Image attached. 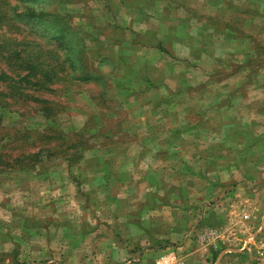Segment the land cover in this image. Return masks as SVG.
Listing matches in <instances>:
<instances>
[{"label":"rangeland","instance_id":"1","mask_svg":"<svg viewBox=\"0 0 264 264\" xmlns=\"http://www.w3.org/2000/svg\"><path fill=\"white\" fill-rule=\"evenodd\" d=\"M8 38L56 78L0 87V264H264V0H0Z\"/></svg>","mask_w":264,"mask_h":264},{"label":"trees","instance_id":"2","mask_svg":"<svg viewBox=\"0 0 264 264\" xmlns=\"http://www.w3.org/2000/svg\"><path fill=\"white\" fill-rule=\"evenodd\" d=\"M51 39L54 41L55 47L51 50L50 53H52V52L57 53L58 48H59L58 45H61L62 47L69 49L68 44L65 43L64 41L62 42L61 36L52 34ZM24 43L25 42L20 41V40H16L15 38H12V39L8 38L6 40L0 41V52H5L4 49H8V44H11L14 47L13 49H15L14 51H12V56L18 58L20 56L19 54L22 52V49H20L19 47H23ZM35 63H37L36 66L32 67V69H34L33 75H30V73H29L28 75L20 77L19 80H16L14 77L10 76L11 72L10 73L7 72L11 68L10 65H8V67L5 70L0 71V87L4 90L7 88H11V87L13 89L14 88L23 89V88H25L26 84H30V85L36 87L37 89H39V88H41L42 85H45V84L41 83V81H43V79L45 80V82L49 83L52 80H54L51 78V75H53L54 78H56V75L54 73L55 67H51L49 70H48V68L43 69L45 72L43 75V74H41L42 69L40 67V65H42L43 63L41 61H39V59H38V61L36 60ZM47 66H49V64ZM23 67H28L26 62L24 63ZM37 68H38V70H37ZM71 68H73V66ZM17 70L22 71V68L17 69ZM21 71H20V73H21ZM13 74H14V72H13ZM41 77H43V79H41ZM16 86H18V87H16ZM40 103L43 104V102H40ZM30 157H33V156H30ZM34 157L36 158L37 156H34Z\"/></svg>","mask_w":264,"mask_h":264},{"label":"crops","instance_id":"3","mask_svg":"<svg viewBox=\"0 0 264 264\" xmlns=\"http://www.w3.org/2000/svg\"><path fill=\"white\" fill-rule=\"evenodd\" d=\"M162 249H164V250H161L160 253L158 252L157 254H154L152 256V258H151V255L146 256L143 259V261L140 262V264H157V259H158L159 256H161L163 254V252L172 250L169 247H165V246ZM180 249L183 252H186V254H183V253L181 254L180 252H182V251H180ZM124 252H125V255H126V253L128 251L127 250L126 251L124 250ZM172 252H174L175 255L181 259L182 264H204L205 259H207V257H204V255L202 256L200 253L199 254H195L194 252H191V251L188 252L187 246L178 248L177 249V252L174 251V250ZM225 253H223V254L222 253H219L217 255V261H216L215 264H226L228 262L227 261L228 259L229 260H235L236 259L234 257H231V256L226 255ZM136 256H137L136 254L132 255V253H130L129 255H127L128 258H131L132 260L134 259L135 261L138 260V258H135ZM232 256H234V255H232ZM230 263H232V262H230Z\"/></svg>","mask_w":264,"mask_h":264}]
</instances>
